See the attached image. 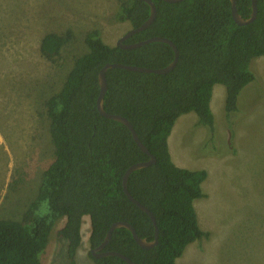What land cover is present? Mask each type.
Here are the masks:
<instances>
[{"label": "trees", "instance_id": "obj_1", "mask_svg": "<svg viewBox=\"0 0 264 264\" xmlns=\"http://www.w3.org/2000/svg\"><path fill=\"white\" fill-rule=\"evenodd\" d=\"M156 18L145 30L124 43L151 37L169 39L178 50L174 69L166 74L138 73L122 69L106 72L107 91L103 107L109 114L126 118L155 163L136 170L127 180L131 196L154 215L158 243L144 249L125 228L112 232L103 249L118 252L135 264H177L187 246L209 238L198 223L194 202L205 195L203 169L176 166L168 138L182 115L194 113L195 127L216 135L210 108L215 85L224 87V120L229 139L234 130L229 118L238 111L241 91L257 80L250 69L255 59L264 61V0H257V15L250 24L237 25L230 0H183L167 3L152 0ZM238 14L248 18L251 0H236ZM149 15L140 0H122L115 15L118 23L139 27ZM73 33L47 32L39 51L55 62ZM86 52L76 57L62 88L42 103L48 120L54 159L42 173L36 197L19 220L0 219V264H40L48 237L56 222L65 218L57 237L66 241L68 264H76L84 218L89 219L88 256L93 264H127L115 256L94 258L110 226L129 223L140 238L152 240L154 226L149 216L125 196L122 178L129 166L148 161L122 123L98 113V72L106 63L163 68L174 58L168 44L154 42L124 50L106 44L99 29L87 32Z\"/></svg>", "mask_w": 264, "mask_h": 264}, {"label": "rangeland", "instance_id": "obj_2", "mask_svg": "<svg viewBox=\"0 0 264 264\" xmlns=\"http://www.w3.org/2000/svg\"><path fill=\"white\" fill-rule=\"evenodd\" d=\"M121 1L0 0V219L22 217L54 159L42 103L62 88L74 60L86 52L87 32L99 29L103 41L114 46L131 29L115 21ZM67 30L73 37L57 60L42 57L45 33ZM259 59L250 65L257 80L241 91L238 111L229 118L233 141L223 108L215 110L212 140L205 128L195 127L194 113L180 116L171 131L170 143L186 158L176 165L208 174L205 196L194 208L209 238L187 246L177 264H264V61ZM216 88L224 93L223 86ZM64 223L65 218L56 222L40 264H68L66 241L56 235ZM89 231L86 217L76 264H93Z\"/></svg>", "mask_w": 264, "mask_h": 264}, {"label": "water", "instance_id": "obj_3", "mask_svg": "<svg viewBox=\"0 0 264 264\" xmlns=\"http://www.w3.org/2000/svg\"><path fill=\"white\" fill-rule=\"evenodd\" d=\"M140 1L145 2L149 6L148 18L139 27L134 28V29L131 28L130 30H128L121 38H119V40L117 41V43L115 45L121 49L130 50V49H136V48L142 47V46L149 44V43L161 42V43H165V44H168L169 46H171V48L174 51V58L167 66H165L163 68H146V67H140V66L124 65L121 63H106L98 72L99 94H98V97L96 100V109H97L98 113L100 114V116H102L106 119H109V120H113V121L122 123L123 125H125L128 128V130L130 131L132 138L135 141L136 145L145 154H147L149 156L148 161L137 162V163H134L127 168V170L125 171L123 178H122V189H123L125 196L128 198V200L131 201L134 205H136L140 210L145 212L149 216V218L151 219L153 226H154V237H153V239L149 241L145 238H140L136 234L132 225H130L129 223H126V222L117 221V222H114L110 226V228L106 232V235H105L102 243L97 248L90 250L91 255L96 259H99L102 257H107V256H115V257L122 259L127 264H135V263L133 261H131L128 257H126V256H124L118 252H114V251L104 252L103 249L108 244V242L111 238L112 232L116 229H119V228L127 229L131 233L133 240L141 248L151 249L157 245V243H158V228L156 225V220H155L154 215L146 206L142 205L140 202H138L136 199H134L131 196V194L128 191V187H127V180H128V177L130 176V174L132 172L139 170V169L146 168V167L154 164L156 160H155L154 156L149 153L147 148L140 142L133 126L130 124V122L126 118L119 116V115H115V114H109L104 110L103 101H104L105 93L107 91L106 72L109 69H115L116 68V69H122V70H126V71H131V72H138V73L166 74V73L170 72L172 69H174V67L176 66L177 61H178V50L175 47V45L167 38L156 36V37H151V38H148L146 40L136 42L133 44L124 43L130 36L147 29L154 22V20L156 18V12H157L156 6L152 2V0H140ZM162 1L167 2V3H178V2H181L183 0H162ZM230 3H231L232 18L237 25L242 26V25L250 24L256 18L257 0H251V13H250V16L248 18H245V19L242 18L237 12L236 0H230Z\"/></svg>", "mask_w": 264, "mask_h": 264}, {"label": "crops", "instance_id": "obj_4", "mask_svg": "<svg viewBox=\"0 0 264 264\" xmlns=\"http://www.w3.org/2000/svg\"><path fill=\"white\" fill-rule=\"evenodd\" d=\"M257 60H260V59H257ZM254 61V60H253ZM252 61V62H253ZM217 85L214 86L213 88V92H212V97H211V101H210V108L212 110V113L214 115V118H215V115H216V111L220 110L223 108L224 106V93L223 91L220 89V88H216ZM216 110V111H215ZM170 138V136H169ZM168 138V149H169V152H170V156H171V159L173 161V163L176 165V163H180V164H183L184 163V160H186V158L184 159L183 157H181L180 155V152L182 150H179V148H176L175 146H173L171 143H170V140ZM176 157V159H174V157ZM187 162V161H186ZM190 163V162H189ZM187 164V163H186ZM177 166V165H176ZM182 166V165H181ZM179 167V166H178ZM185 166H182L181 168H183ZM188 168V166H186ZM195 168V167H194ZM192 170H196V169H192ZM206 170V169H205ZM207 172V171H206ZM208 175V174H207ZM204 183V182H203ZM202 183V185H203ZM203 189V188H202ZM89 237V236H88Z\"/></svg>", "mask_w": 264, "mask_h": 264}]
</instances>
